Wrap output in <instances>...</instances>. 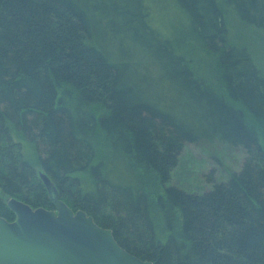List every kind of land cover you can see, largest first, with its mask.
<instances>
[{
  "label": "trees",
  "instance_id": "1",
  "mask_svg": "<svg viewBox=\"0 0 264 264\" xmlns=\"http://www.w3.org/2000/svg\"><path fill=\"white\" fill-rule=\"evenodd\" d=\"M175 1L169 37L144 0H0V215L54 209L44 171L153 264H264V66L228 16L264 34V0ZM215 141L240 170L174 184L186 144Z\"/></svg>",
  "mask_w": 264,
  "mask_h": 264
},
{
  "label": "water",
  "instance_id": "2",
  "mask_svg": "<svg viewBox=\"0 0 264 264\" xmlns=\"http://www.w3.org/2000/svg\"><path fill=\"white\" fill-rule=\"evenodd\" d=\"M39 175L54 209L8 198L16 217L8 221L0 215V264H153L126 251L112 230L85 210L71 208L50 177L44 171Z\"/></svg>",
  "mask_w": 264,
  "mask_h": 264
},
{
  "label": "rangeland",
  "instance_id": "3",
  "mask_svg": "<svg viewBox=\"0 0 264 264\" xmlns=\"http://www.w3.org/2000/svg\"><path fill=\"white\" fill-rule=\"evenodd\" d=\"M144 1L150 10L151 24L163 35L175 37L183 31L187 19L175 0ZM228 11L232 39L247 43L264 66V34L242 24L229 9ZM25 152L29 154L27 147ZM244 158V151L240 147L235 148L219 141L188 143L180 155L172 181L187 191L206 192L213 185L208 179L210 174L216 180H226L231 172L240 170Z\"/></svg>",
  "mask_w": 264,
  "mask_h": 264
}]
</instances>
